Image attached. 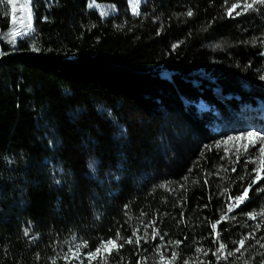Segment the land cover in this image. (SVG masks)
Listing matches in <instances>:
<instances>
[{"label": "trees", "instance_id": "obj_1", "mask_svg": "<svg viewBox=\"0 0 264 264\" xmlns=\"http://www.w3.org/2000/svg\"><path fill=\"white\" fill-rule=\"evenodd\" d=\"M97 1L0 0V264H264V2Z\"/></svg>", "mask_w": 264, "mask_h": 264}, {"label": "rangeland", "instance_id": "obj_2", "mask_svg": "<svg viewBox=\"0 0 264 264\" xmlns=\"http://www.w3.org/2000/svg\"><path fill=\"white\" fill-rule=\"evenodd\" d=\"M136 0H131L132 5ZM261 1V0H258ZM16 9L21 12L20 16L30 15L31 10V0H16ZM89 7L100 12L104 17H108L111 14H114L116 8L106 4L100 3L97 0H89ZM254 133V132H252ZM254 137H248L247 134L240 135L229 140H226L225 143L230 148L235 147L237 152H241L245 155V163L248 169L251 171V176L256 178L257 181L264 179V136L255 133ZM116 248L115 245H109L104 243L99 252H95L93 255L88 256L87 261H84L81 258L76 257L75 264H95L99 258L109 254L113 249Z\"/></svg>", "mask_w": 264, "mask_h": 264}, {"label": "snow or ice", "instance_id": "obj_3", "mask_svg": "<svg viewBox=\"0 0 264 264\" xmlns=\"http://www.w3.org/2000/svg\"><path fill=\"white\" fill-rule=\"evenodd\" d=\"M262 2H264V0H262ZM7 3L11 4V3H12V0H7ZM187 14H188V15H192V13H191L190 11H189ZM34 50H35V49H34ZM255 135H256L255 133H247V136H248V137H254ZM246 194H247V190H245L244 195H242V196L236 198L237 202H242L243 199H244V197L246 196ZM229 211H231V208L229 209ZM249 215L251 216V214H249ZM223 218H224V217L222 216L221 219H223ZM212 227H213V229H215V228H216V224H213ZM127 242L131 243L132 241L129 240V241H127ZM106 243L109 244V245H115V241H113V240H108ZM176 243L178 244L179 241H177ZM239 243L241 244V246H243L244 241L241 240ZM223 247H224V245H221V248H223ZM96 251L99 252L100 249L97 248ZM197 251H200V249H197ZM218 251H219V250H218ZM237 251H239V249H237ZM228 255H233V253L229 252Z\"/></svg>", "mask_w": 264, "mask_h": 264}]
</instances>
